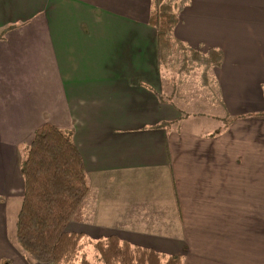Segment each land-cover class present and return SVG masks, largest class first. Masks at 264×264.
<instances>
[{
	"label": "crops",
	"instance_id": "crops-1",
	"mask_svg": "<svg viewBox=\"0 0 264 264\" xmlns=\"http://www.w3.org/2000/svg\"><path fill=\"white\" fill-rule=\"evenodd\" d=\"M150 12L0 0V264H38L16 224L22 156L44 125L73 133L88 176L69 232L184 264H264V0H189L180 14L178 41L223 53L212 71L232 119L205 133L181 127Z\"/></svg>",
	"mask_w": 264,
	"mask_h": 264
},
{
	"label": "trees",
	"instance_id": "trees-1",
	"mask_svg": "<svg viewBox=\"0 0 264 264\" xmlns=\"http://www.w3.org/2000/svg\"><path fill=\"white\" fill-rule=\"evenodd\" d=\"M189 0H151L149 24L157 33V60L165 70L205 74L222 66L216 48L192 49L174 36ZM171 71V70H170ZM172 73V72H171ZM24 195L16 224L17 243L38 264H91L85 247L93 245L103 264H184L183 256H168L123 241L117 235L90 241L67 230L89 193L88 176L71 131L44 125L24 149L21 162Z\"/></svg>",
	"mask_w": 264,
	"mask_h": 264
},
{
	"label": "rangeland",
	"instance_id": "rangeland-1",
	"mask_svg": "<svg viewBox=\"0 0 264 264\" xmlns=\"http://www.w3.org/2000/svg\"><path fill=\"white\" fill-rule=\"evenodd\" d=\"M170 70L172 72L168 75L170 77L164 74L166 79L164 81L173 87L172 91L176 96L174 104L183 111L184 119L181 127L194 132L197 130L198 133H205L208 130H225L227 121L232 117L223 106L221 91L215 82L214 72L210 70L205 74L204 68H195L189 74L179 73V68ZM256 116H264V114L258 113ZM89 246L86 252L92 264L101 262L100 255L94 246Z\"/></svg>",
	"mask_w": 264,
	"mask_h": 264
},
{
	"label": "bare ground",
	"instance_id": "bare-ground-1",
	"mask_svg": "<svg viewBox=\"0 0 264 264\" xmlns=\"http://www.w3.org/2000/svg\"><path fill=\"white\" fill-rule=\"evenodd\" d=\"M249 212V211H248Z\"/></svg>",
	"mask_w": 264,
	"mask_h": 264
}]
</instances>
